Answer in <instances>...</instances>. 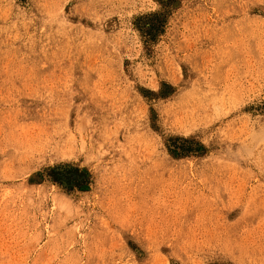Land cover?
<instances>
[{
	"label": "rangeland",
	"instance_id": "1",
	"mask_svg": "<svg viewBox=\"0 0 264 264\" xmlns=\"http://www.w3.org/2000/svg\"><path fill=\"white\" fill-rule=\"evenodd\" d=\"M263 103L264 0H0V264H264Z\"/></svg>",
	"mask_w": 264,
	"mask_h": 264
},
{
	"label": "trees",
	"instance_id": "2",
	"mask_svg": "<svg viewBox=\"0 0 264 264\" xmlns=\"http://www.w3.org/2000/svg\"><path fill=\"white\" fill-rule=\"evenodd\" d=\"M152 15H154V17L157 16V14L155 13V14H150V15H142V16H140V18H146V17H148V16H152ZM152 26H154V25H152ZM262 108H263V110H264V103H263V105H262Z\"/></svg>",
	"mask_w": 264,
	"mask_h": 264
}]
</instances>
